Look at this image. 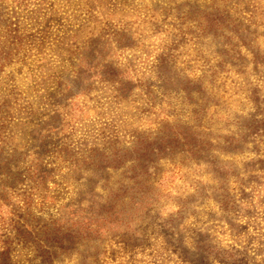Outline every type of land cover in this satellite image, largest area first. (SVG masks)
I'll list each match as a JSON object with an SVG mask.
<instances>
[{"label": "rangeland", "instance_id": "374dc122", "mask_svg": "<svg viewBox=\"0 0 264 264\" xmlns=\"http://www.w3.org/2000/svg\"><path fill=\"white\" fill-rule=\"evenodd\" d=\"M0 264H264V0H0Z\"/></svg>", "mask_w": 264, "mask_h": 264}]
</instances>
